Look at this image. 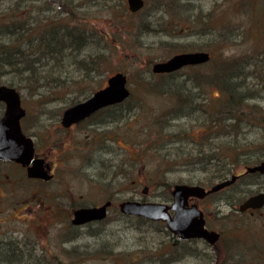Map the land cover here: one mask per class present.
<instances>
[{"label": "rangeland", "instance_id": "374dc122", "mask_svg": "<svg viewBox=\"0 0 264 264\" xmlns=\"http://www.w3.org/2000/svg\"><path fill=\"white\" fill-rule=\"evenodd\" d=\"M247 1L145 0L141 11L133 14L126 0H0V14H6L0 20L31 19L38 34L58 29L56 37L66 25L77 26L85 44L81 56H76L85 61H66V73L58 81L54 74L46 86L42 82L34 90L17 88L29 112L26 124L33 129L39 125V152L55 164V176L39 182V204L33 205L39 207V219L29 213L26 220L2 223L0 213V241L9 227L20 225L24 232L19 252L0 249V264H215L209 263L212 255L202 251L211 252L210 248L200 242L183 246H197L195 255L180 256L186 252L178 242L169 253L157 250L170 246L164 224L123 215L118 203H169L174 183L208 188L215 183L210 181L221 161L232 162L219 159L225 151L239 158L238 164L233 161L231 174L258 159L264 142L251 138L257 130L250 131L245 119L250 109L254 121L264 113V102H249L254 100L251 96L264 94V31L253 26L259 10H242ZM257 6L254 0L253 7ZM48 7L54 15L42 10ZM194 50L209 52L210 60L171 73L151 70L173 54ZM117 71L127 75L130 90L119 108L103 111L93 123L69 132L55 128L65 107L104 85ZM14 76L1 72L0 84L8 85L5 80ZM229 78L240 88L228 101ZM231 114L235 117L229 125L213 127L212 120L223 121ZM262 185V176L244 177L201 202L203 206L217 200L218 213L208 216V224L230 231L243 254L248 232L254 237L264 232V210L245 215L237 212V204ZM35 188L36 183L28 182L29 193ZM107 198L113 206L103 221L72 225L75 208ZM228 199L237 202H223ZM253 245L263 248L264 236L262 245ZM243 254L239 264L249 262Z\"/></svg>", "mask_w": 264, "mask_h": 264}, {"label": "water", "instance_id": "95a60500", "mask_svg": "<svg viewBox=\"0 0 264 264\" xmlns=\"http://www.w3.org/2000/svg\"><path fill=\"white\" fill-rule=\"evenodd\" d=\"M128 8L134 12L143 5V0H127ZM209 59L206 51L176 53L165 61L152 65L154 73H169L187 65L202 64ZM130 94L127 86V75L118 71L108 77L107 85L96 90L88 98L67 107L62 114L61 123L69 126L71 123L84 119L89 114L106 105L121 103ZM0 100L6 104L5 113L0 119V157L8 158L26 165L33 153V143L29 137H25L20 130L19 119L23 115L20 105L19 92L13 86L0 84ZM42 159L34 160L28 167V175L44 180L50 179L51 174L42 165ZM49 170V168H48ZM246 173L264 174V159L253 166H247ZM236 179L235 175L216 182L210 188L205 189L198 184L174 183L171 187L172 200L170 204L164 202H143L137 200H124L119 204V210L126 215H136L153 221L165 222L166 228L180 239L203 238L213 244L219 233L204 227L202 212L192 204L187 207L190 196L202 198L208 193L217 191L230 185ZM110 201L100 206L79 207L73 211L71 223L84 224L89 221L103 219L106 215V207ZM264 204V192H259L245 199L239 210L247 208H259ZM172 212V214L170 213Z\"/></svg>", "mask_w": 264, "mask_h": 264}, {"label": "flooded vegetation", "instance_id": "af4514ba", "mask_svg": "<svg viewBox=\"0 0 264 264\" xmlns=\"http://www.w3.org/2000/svg\"><path fill=\"white\" fill-rule=\"evenodd\" d=\"M253 2H254V0L247 1L246 5H248V7H246L245 9H242V10H259L258 13H256V17L254 18V20L255 21L257 20V22L256 23L254 22L253 26L255 29H260V30L264 31V0H257V5H258L257 7H253ZM126 4H127V0H126ZM144 5H145V0H143V5L134 12L129 10L128 4H127L126 8L130 13L136 14V13L141 11V9L144 7ZM42 10L49 11L53 15L55 14V10L52 7L42 8ZM45 18H47V17H45ZM46 21H48V20H46ZM48 25L49 24H47L46 26H48ZM55 26H57L59 28V25H55ZM66 28L69 29V26L66 25ZM63 29L66 30L65 28H63ZM56 31H58V29H56ZM56 31L55 32L49 31L50 32L49 35H55L56 36V34H57ZM59 34L57 37H59ZM73 39L74 38H72V37H70L69 39L63 38L62 41L65 44H67V43L71 44L73 42ZM195 51H202V50L184 51V52H195ZM208 54L210 57L209 52H208ZM169 73H171V72H169ZM106 84H107V79H106L104 85L95 89L94 91L103 88ZM94 91L89 93L83 99L74 101L72 104L68 105L67 107L86 99V97L93 94ZM129 96L127 98H129ZM251 98L254 100H250L249 101L250 103L254 102L257 105H259V104L264 102V94L253 95V96H251ZM20 104L24 110L23 115L19 119L20 130H21V133L25 137H29L31 139V141L33 143V153H32V156H31L29 163L26 165H23L22 163L15 161V160H12V159L0 157V213L4 217L1 221L2 223H5V222L8 223V222H12V221H14V222L18 221L19 222V221H23L24 219L26 220L29 213H31L32 215L34 214V216L37 219H39V207L33 208L34 206H36V203L39 204V182L43 183V182L51 181V180H53V178L55 176V171H54L55 164L53 162L47 161V155L45 152H43V153L39 152V127H38L39 125L37 126V129H33L32 126H28L26 124V120H27V117L29 115V112H28V109L22 103L21 95H20ZM121 105H122V102L101 107L100 109H97L94 112H92L91 114H89L84 119H81L77 122L71 123L69 126H64L61 123V117H62L63 111L67 108V107H65L62 110V112H61V114L57 120L58 124L56 125L55 128H57V130L60 132H69L71 129H73L74 126L81 125L84 123H93L92 119L94 117L100 115V114L102 115L103 111H106L108 109H113V108H119ZM262 105H264V104H262ZM5 109H6L5 102L0 100V119L3 118L4 113H5ZM250 116H251V109L248 111L247 117L245 119L248 123L247 125L250 128V131H252V130L254 131V129L257 130L256 134L250 135L251 138H253V140L255 142H264V113H263V116L257 117L258 119L255 121L253 120V117H250ZM101 122L102 121L99 118V121L97 123H101ZM97 130L99 131V134H101V136L104 134V130H101V127H99ZM101 136H99V137H101ZM233 155H236V153L232 154L231 156H233ZM256 157L259 159V161L255 162L254 164H258L264 159V145L262 147L261 153L259 155H257ZM39 159H42V161H43L42 165L47 169L49 174H51L50 179L44 180V179L39 178V177H33V176L28 175V167L33 163L34 160L39 161ZM254 164H252V165H254ZM48 168H49V170H48ZM243 172L244 171L236 173L235 174L236 179L230 185L234 184L235 182H237L238 180H241L244 177H245V179L249 176H254V175L264 177V175L257 173V172H254V173H243ZM28 182L29 183H36V187H37V188H35L34 191H32L30 193L28 192V189H27ZM230 185L223 187L221 189L227 188ZM205 189H207V188H205ZM221 189L214 191L212 193H208L205 196H203L202 198L190 196L188 198V201H187V207H190L192 204H194L197 207V209H199L202 212V216L204 218V227L207 228L208 230H214V231H217L219 233L217 240L213 244H210L208 241H206L203 238L180 239L176 235H173L170 231L166 230L165 234H166V236H169V240H168L169 244H170L169 249H167L168 248V246H167V247H163V249L158 248L157 250H163L162 253L164 252V254H166V253H169L171 251L170 247H173V244H176L177 242L181 245L180 249H183V246L186 244L197 245V243L200 242L202 245H204V246L207 245L208 248H210L211 252L206 251V250H204V248H202V251H204L206 254L208 253V254L212 255L210 257L209 263L213 262L215 264H239L238 261H240L242 259L240 253L243 254V252L240 251L241 250L240 248L237 249V247H235V242H233V238H235V237L231 236L230 231L226 232V231H223L220 229L216 230V229L210 227L208 224V220H207L208 216L211 213L212 214L218 213V210H216V207L218 206L217 200L213 199L210 201V204H203V206L201 205L202 201L206 200L207 198H210L214 194H217L219 191H221ZM259 192H264V185H262L261 190L248 195L245 199H247L248 197L255 195ZM244 200H242L241 202H238L237 212H239L241 214H245V215H253V214L256 215V214L260 213L259 211L264 210V204H263L259 208H247L244 211H240L238 207ZM106 201H110V204L106 207V215L103 219L89 221V222H86L84 224H80L78 226L88 225L90 223H97V222L103 221L106 218L108 211L112 208L113 202L110 198H107L106 200H104L100 204L96 203V204H90L87 206L81 205L80 207H94V206H100ZM120 202H122V201H120ZM120 202L118 203V206H119ZM223 202H228L230 204H232L234 202V204H236L237 201H235L233 199L232 200L228 199V200H224ZM77 208H79V207H77ZM231 210H233V209H231ZM73 211H72V215H73ZM170 213L172 214V212H170ZM121 214H123V213H121ZM123 215H125V214H123ZM22 216H23V218H22ZM127 216H132V215H127ZM72 225L76 226L74 224H72ZM17 228H18L17 226L9 227V229H11V230L4 232L3 240L0 241V249H5L8 252L10 251V253L19 252V247L24 244V239H22L24 237V235H23L24 232L21 230L20 225H19V229H17ZM262 229H264V228L261 227V230ZM13 232H18L21 234V236L15 237L14 234L12 235ZM263 236H264V232H261L260 236L257 234L256 237H254L252 235V232H248V235L245 236V238L248 239V242H246V248H244L243 251H244V254L246 255V258L249 260V262H247L246 264H253V261H252L253 259L258 260V262H261V264H264V247L259 249V247H255L253 245V244H255V245L261 244L262 245ZM226 244L231 245V247H227ZM253 248H256V249L252 254L250 252V250ZM185 249L188 250V252L185 251ZM197 249H198L197 246L189 247V248L185 247L183 249V251L186 253H181L180 256H185L188 254L189 255L198 254V252L196 251ZM192 250H194V251L192 252ZM230 251H232V252H230ZM238 251H240V252H238ZM167 257H168L167 258L168 262H171V258H169L170 255H168ZM247 259H246V261H247ZM154 260H157V259H154Z\"/></svg>", "mask_w": 264, "mask_h": 264}, {"label": "trees", "instance_id": "16d2710c", "mask_svg": "<svg viewBox=\"0 0 264 264\" xmlns=\"http://www.w3.org/2000/svg\"><path fill=\"white\" fill-rule=\"evenodd\" d=\"M14 6L15 7H12L17 8L16 4H14ZM2 14L4 16L6 15L5 13ZM2 14H0V16H2ZM35 27L36 23L31 19L0 20V73H7L8 71L15 75V79L10 77L5 80L9 86L18 88L19 85H22L23 87L34 90L39 87L42 82H45L42 83V86H46L47 81L48 84H50L51 79H49V77L51 78L54 74L55 78L53 80L58 81L59 77H63L66 73L65 71L63 72L64 67H66V61L77 64H82V62L85 61V59L80 61V59L76 58L77 55H80V50L83 51V48L85 47V44L80 40V34H82V31L78 30L77 26H73V29H59V37H56L55 35L48 36V31L39 35L37 32L38 30H36ZM70 37L77 40L75 44L63 43V38L69 39ZM226 82L228 88L225 89V91L227 92L229 101L231 97L234 96L232 95L233 92H238L240 85H238L237 82H233L231 78ZM175 89L179 90L177 87ZM179 93L182 96L184 95V91ZM179 97L182 98L181 96ZM183 103H185V101H183ZM183 108L184 105L182 109ZM190 108L194 109L193 107ZM232 116L234 115L231 114L230 116H227L223 121L212 120L211 123L214 125L212 126L214 128L217 127L218 124L223 127L227 126V123L229 125L232 122ZM226 149L231 151L230 148ZM221 158L232 162L221 161L219 165L220 167L212 175L210 183L213 180L215 182L220 181L231 175V172L234 169V162L237 163L239 161L236 160L239 159L237 158V154L231 156L226 151L223 156H219V159ZM243 159L244 158L241 159L242 162H245ZM257 161H259V159H252L245 163L254 164Z\"/></svg>", "mask_w": 264, "mask_h": 264}]
</instances>
